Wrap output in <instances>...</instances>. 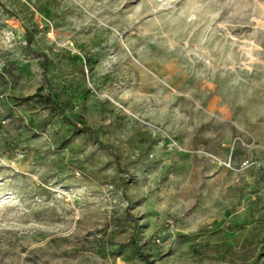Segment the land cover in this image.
Returning <instances> with one entry per match:
<instances>
[{"label": "rangeland", "instance_id": "rangeland-1", "mask_svg": "<svg viewBox=\"0 0 264 264\" xmlns=\"http://www.w3.org/2000/svg\"><path fill=\"white\" fill-rule=\"evenodd\" d=\"M0 264H264V0H0Z\"/></svg>", "mask_w": 264, "mask_h": 264}, {"label": "trees", "instance_id": "trees-1", "mask_svg": "<svg viewBox=\"0 0 264 264\" xmlns=\"http://www.w3.org/2000/svg\"><path fill=\"white\" fill-rule=\"evenodd\" d=\"M32 40V33L31 32H27V41H28V44H30ZM35 54L38 55V56H43V53L39 52V51H35ZM46 68V66H45ZM49 104L53 105L54 106V101L49 97V96H46ZM83 132H91V129L89 127H83L81 129ZM146 259H148V257H145Z\"/></svg>", "mask_w": 264, "mask_h": 264}]
</instances>
